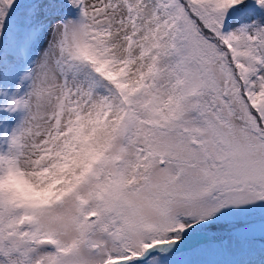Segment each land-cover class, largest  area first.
<instances>
[{
    "label": "snow or ice",
    "instance_id": "1",
    "mask_svg": "<svg viewBox=\"0 0 264 264\" xmlns=\"http://www.w3.org/2000/svg\"><path fill=\"white\" fill-rule=\"evenodd\" d=\"M0 264H264V0H0Z\"/></svg>",
    "mask_w": 264,
    "mask_h": 264
}]
</instances>
